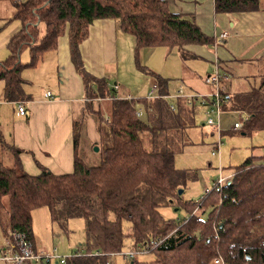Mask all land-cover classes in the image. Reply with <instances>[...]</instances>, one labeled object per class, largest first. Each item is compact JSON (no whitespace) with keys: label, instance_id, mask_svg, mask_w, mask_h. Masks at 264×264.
Wrapping results in <instances>:
<instances>
[{"label":"trees","instance_id":"16d2710c","mask_svg":"<svg viewBox=\"0 0 264 264\" xmlns=\"http://www.w3.org/2000/svg\"><path fill=\"white\" fill-rule=\"evenodd\" d=\"M8 1L13 13L6 21H19L21 28L10 38L9 54L0 62L5 99L16 105L30 99L21 74L35 69L44 54L54 51L67 35L71 60L87 98L108 97L109 103L95 111L89 109L90 102L86 104L74 128L71 173L56 175L39 165L41 173L31 175L20 160L22 150L3 144L13 152V164L0 159L1 228L25 236L35 245L34 210L46 207L51 221L63 231H68L71 220L83 219L86 249L73 252L64 264H112V253L122 252L125 242L130 241V249L136 250L157 238L163 241L146 253L152 254L150 261L129 260L133 264H209L215 259L223 264H264V162L249 157L231 171L220 192H211L201 202L184 201L179 191L192 175L190 170L175 167V155L181 149L176 144L194 127L195 111L180 104L173 111L166 99L118 97L107 81L86 70L80 53L91 24L113 19L134 38L137 52L166 47L177 49L184 61L196 59L190 46L216 42L203 34L194 18L171 13L164 0ZM261 2L215 0V5L217 12L245 13L258 10ZM25 53L27 61L22 59ZM141 69L155 77L160 95L170 96L168 81ZM234 101V110L249 115L240 131L244 135L262 132L264 78ZM139 109L143 111L140 116ZM87 113H95L98 119V165H87L77 153ZM0 139L5 143L1 134ZM166 206L183 209L190 216L180 223L166 220L160 213ZM98 251L103 255H95Z\"/></svg>","mask_w":264,"mask_h":264},{"label":"crops","instance_id":"0c3cea01","mask_svg":"<svg viewBox=\"0 0 264 264\" xmlns=\"http://www.w3.org/2000/svg\"><path fill=\"white\" fill-rule=\"evenodd\" d=\"M164 1L171 13L192 16L203 34L216 42L209 46L206 45L208 48L196 46L200 49L198 54L194 50L195 46L189 47L192 53L195 52L196 58L208 61L211 64V69L206 73L201 84L192 81L188 84L191 86H188L187 83L186 86L179 83L172 90L168 83L166 89L170 98L167 102L169 105L180 104L181 108L194 110V122L201 110L207 111V119H213V114L220 118L223 112H240L243 117L233 129V131H238V128L243 127L247 122L249 115L232 108V97L240 95L232 88L233 78L240 75L248 80V77L264 76V0L260 3L258 10L245 13L217 12L215 0ZM8 4H10L8 0H0V62L8 56L7 45L10 38L21 28L19 21H6L13 13V10L8 14L7 10H4L3 7ZM224 33H227V37L221 39V35ZM125 35L119 21L99 19L90 26L89 39L80 45V53L86 70L94 77L107 81L108 83L105 82L107 86L116 92L118 87L119 90L121 87L118 83L112 85L110 73L112 70H118V46L119 42L123 44ZM215 66H218L220 73L226 76L220 85L223 88L221 90L223 100L220 103L219 111L212 104V86L205 82L206 76L214 71ZM21 76L28 83L26 91L30 99L24 102L27 113L25 116L17 115V105L5 99L2 92L4 83L0 81L2 83L0 134L6 143L22 150L20 160L24 169L31 175L41 173L39 165L46 167L56 175L73 172L74 128L76 124H79V119L86 111V104L90 102L89 109L95 111L102 107L104 98L100 96L95 100L87 98L84 82L71 60L67 35L60 38L54 51L44 54L35 69L26 70ZM150 81L151 84L158 83L156 79L152 80V77ZM180 87L184 91L182 95L178 93ZM148 89L150 91L151 88ZM233 92L234 95L231 94ZM48 93L51 94L50 97L47 96ZM226 93L231 95L225 96ZM189 95H204L208 101L207 106L200 103L199 100L190 101ZM127 97H131V95L129 94ZM207 119L205 124H207ZM85 122L77 153L80 158L88 161L90 165H94L99 160L96 161V157H92L88 148L98 143L101 137L98 132L97 115L87 113ZM205 124L202 126H206ZM208 126L213 134L217 125ZM220 133L223 132L219 131ZM215 146H218V142ZM218 148L216 147V149ZM2 152L4 153L2 159L11 165L12 161L10 160H13V155L8 151ZM36 248L38 249V247Z\"/></svg>","mask_w":264,"mask_h":264},{"label":"rangeland","instance_id":"374dc122","mask_svg":"<svg viewBox=\"0 0 264 264\" xmlns=\"http://www.w3.org/2000/svg\"><path fill=\"white\" fill-rule=\"evenodd\" d=\"M10 5L11 3L3 7L4 10H7V14L13 10V7ZM204 47L208 48L207 46H203V48ZM135 50L134 38L126 34L123 44L119 42L118 46V70H112L110 73L112 85L118 83L121 87L120 90L118 87L117 93L119 94H117V96L122 99L145 98L149 93L148 88H151L150 79L151 77L152 80L155 78L144 73L141 68L168 81L172 90H174L179 83L184 85L187 83L188 85L193 81L194 83L197 82L201 84L202 79L211 69V64L205 60L190 57L188 60L184 61L181 59L177 49L171 51L166 47H154L144 48L139 52ZM194 50L196 54L200 52V49L196 46ZM22 59L27 61L28 54L25 53ZM245 78L240 75L233 78L232 88L234 92L240 94L246 91L248 92L249 88H252L253 85L255 87L259 86L264 76L248 77V80ZM1 87L2 83H0V90ZM213 90L214 88L212 87V91ZM234 92L231 94L234 95ZM129 94L131 95L130 98L127 97ZM230 95L229 93L225 94V96ZM108 100V97H104L102 107H105V105L109 103ZM233 101L234 97H232L231 102L234 104L235 101ZM140 110L141 109H139V111ZM242 117L243 114L241 115L240 112L234 111L223 112L220 118L213 114V119L217 126L212 134L209 126L205 124L207 111L201 110L195 119L196 126L186 130V134L180 137L176 145L179 146V148L181 147V149L175 155V167L179 170H190L192 175L190 176L191 178L187 180L186 186L181 189L183 191L181 195L184 201L191 200L197 202L205 195L204 192L206 188H212L213 184L220 176L229 179L228 177L231 176V171H233L235 167L243 164L249 157L257 158L260 163L264 162V130L249 135H244L241 131H233ZM202 124L206 126H202ZM219 131L223 133L219 134ZM217 142L218 146H215ZM3 144L6 145L9 143H3L0 139V159L4 156L2 151H8L9 154L13 153L10 148ZM96 144L88 148V151L92 153V157H96V161L99 160L97 164L94 165H98L101 159L99 145H97L99 150L97 152L94 151ZM216 147H219L218 150ZM10 161H12L13 164V160L11 159ZM85 162L87 165H90L88 161ZM4 164L10 165L8 161H4ZM5 202L7 203V199ZM160 213L166 220L176 219L178 223L182 222L188 215L185 210H177L176 207L170 206L161 208ZM199 215L201 216V213H199ZM202 217L207 219L208 213L203 214ZM69 224L70 227L68 231H63L56 223L51 221L50 213L46 207L34 210V247H38V249H35L36 252L50 251L52 248L57 247L59 249L57 256L61 254L64 257H71L73 252L85 250L86 222H84L83 219H73ZM1 226L2 225H0V264H10L4 261L3 257L10 254L6 249L14 244L13 239L11 242L8 241L11 239L12 231L11 229H8V232L4 231ZM130 247V241L125 242L122 253L131 250ZM111 258L112 264H133L131 260H126L121 254L113 257L111 256ZM152 258V254L141 252L136 254L135 260L148 262ZM30 264H47V262L43 260L42 262H32ZM51 264H57V262ZM58 264L61 263L58 262ZM209 264L223 263L219 259H215L211 260Z\"/></svg>","mask_w":264,"mask_h":264},{"label":"built area","instance_id":"2783aa9c","mask_svg":"<svg viewBox=\"0 0 264 264\" xmlns=\"http://www.w3.org/2000/svg\"><path fill=\"white\" fill-rule=\"evenodd\" d=\"M226 37H227V33H224L221 35V39H225ZM225 78L226 76L220 73L218 66H215L214 71L208 74L205 78L206 84L214 88L211 97H212V104L215 106L217 111H219V107L221 105L220 103H222V100H223L222 94H221V90H223V88H221L220 85H221L222 80H224ZM158 91H159L158 84L156 83L151 84V89L148 93L147 98L149 100L157 99V98L169 100L170 96L168 95L162 96L159 94ZM178 93L180 95L184 93L182 87L179 88ZM50 95L51 94L48 93V96ZM188 98L190 101H192L193 99L199 100L200 103L202 102V104L207 106L208 101L205 99L204 95H197V96L189 95ZM170 107L173 111L177 109V105L175 104H171ZM16 109L18 111L16 112L18 116H25L27 113V109L24 104H18ZM137 114L140 116L141 110L140 111L138 110ZM247 119H249V117H247ZM207 124L210 126H213L215 125V122L212 118H208ZM241 129H242V126L238 128V131H240ZM227 180H228L227 178H223V176H220L218 180L213 184L212 188L205 189V192H204L205 195L201 199H199L197 202L203 201L204 197L213 191L220 192L223 189V187L227 184ZM188 218L189 216L187 215L185 219H188ZM11 236L13 237L14 244H12L10 247H7L6 250L7 252H10V254L5 255L3 257V260L10 264H30L32 262H42L43 260L46 261L47 264H51L53 262H57V263L59 262L61 264H64L66 260L68 259L67 257L61 256V255L57 256V252H58L57 247L52 248V250L50 251H42L38 253L36 252L35 247L32 244V242H30L28 238H25V236H19L17 234L15 235L13 234V232H11ZM162 241H163L162 238H157L156 240H152L150 242L145 243L143 246L137 247L136 250H129L124 253L119 252L117 254L112 253V257L115 255L121 254L126 260L133 259L136 257L137 253H141V252L147 253L152 248H155L156 246H158ZM95 255H103V254L98 251L95 253Z\"/></svg>","mask_w":264,"mask_h":264},{"label":"water","instance_id":"95a60500","mask_svg":"<svg viewBox=\"0 0 264 264\" xmlns=\"http://www.w3.org/2000/svg\"><path fill=\"white\" fill-rule=\"evenodd\" d=\"M98 150H99V148L96 146V147L94 148V151L97 152ZM182 193H183V191L180 190V191H179V194L181 195Z\"/></svg>","mask_w":264,"mask_h":264},{"label":"bare ground","instance_id":"6f19581e","mask_svg":"<svg viewBox=\"0 0 264 264\" xmlns=\"http://www.w3.org/2000/svg\"><path fill=\"white\" fill-rule=\"evenodd\" d=\"M247 103V102H246ZM249 105V104H248ZM2 142V141H1ZM12 152V151H11ZM3 162V161H2ZM1 218V217H0ZM1 220V219H0ZM32 229V228H31ZM16 230V229H15ZM31 234H32V231H31ZM87 235V234H86ZM87 241V240H86ZM35 244V243H34ZM159 246V245H158Z\"/></svg>","mask_w":264,"mask_h":264}]
</instances>
